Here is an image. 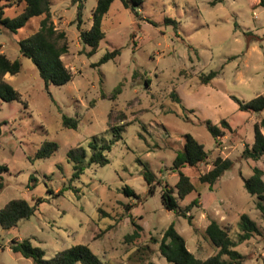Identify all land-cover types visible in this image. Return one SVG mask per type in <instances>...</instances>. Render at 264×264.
Here are the masks:
<instances>
[{"label": "rangeland", "instance_id": "obj_1", "mask_svg": "<svg viewBox=\"0 0 264 264\" xmlns=\"http://www.w3.org/2000/svg\"><path fill=\"white\" fill-rule=\"evenodd\" d=\"M95 3L84 0L81 29L90 26ZM49 6L68 45L61 59L72 78L63 85L45 87L32 61L18 51L17 40L37 28L38 17L16 33L0 25V52L11 59L19 55L20 64L19 71L5 79L21 98L0 102V165L6 167L0 172V208L12 198L34 206L33 213L15 226H0V264H33L10 250L12 238H28L45 258L82 243L108 264H167L153 239L159 240L170 224L185 239L187 249L204 259L216 251L204 232L209 220H216L236 241L243 213L261 234L235 246L244 255L241 264H264V219L242 183L253 166L261 168L264 180V154L258 160L241 157L244 145L253 141L254 123L264 119V110L241 111L230 98L246 102L264 96V6L259 0L214 4L141 0L134 6L135 14L121 0H113L101 20L104 37L90 55L79 39L73 0H51ZM19 9L7 8L5 16L12 18ZM115 48L120 50L117 56L93 66ZM210 71L216 76L202 83ZM118 84L120 93L110 98ZM172 90L179 102L170 97ZM62 115L76 116L77 129L63 127ZM222 118L231 128L224 130L217 146L204 122ZM112 126L122 127L111 130ZM260 130L264 135V126ZM187 133L204 146L209 158L183 169L194 190L178 199L174 187L178 174L170 167ZM91 137L99 143L112 141L108 162L91 163L74 177L67 151L82 145L89 153ZM44 140L54 141L57 148L47 157L35 158ZM216 156L234 163L209 186L198 177L211 168ZM143 165L161 185L173 189L179 206L198 197L187 212L191 223L162 206L161 185L148 192L140 173ZM124 186L135 197L122 193ZM58 190L62 191L56 195ZM129 216L142 228L133 241L124 238L133 230Z\"/></svg>", "mask_w": 264, "mask_h": 264}, {"label": "trees", "instance_id": "obj_2", "mask_svg": "<svg viewBox=\"0 0 264 264\" xmlns=\"http://www.w3.org/2000/svg\"><path fill=\"white\" fill-rule=\"evenodd\" d=\"M51 0H0V25L9 32L16 33L18 29L23 27L31 18L38 17V26L27 37L17 40L18 51L22 56L29 58L36 67L40 78L43 80L45 87L48 84L63 85L71 80L72 73L68 69L61 56L68 50L66 36L63 30H58L53 21L50 11ZM113 0H96L95 6L91 11V24L87 29H81L82 9L84 0H73L76 4L75 24L78 29L79 39L83 47L88 46L87 55L94 53L100 40L104 37V31L101 27V20ZM216 1L211 0L214 4ZM126 8H131L137 14L134 6H139L141 0H121ZM259 4L264 6V0H259ZM13 8L17 10V14L9 18L5 16V10ZM176 27V22L170 19L167 20ZM120 53L118 48L105 52L101 58L94 63L93 66L100 65L110 59H113ZM18 59H10L3 52H0V102L1 101H21L20 94L15 90L4 78V75L15 74L19 71ZM217 74L216 71H210L201 79L202 83H207ZM120 93V85H116L110 94V98H114ZM172 100L179 102L180 98L177 93L172 90L169 94ZM104 96V94H102ZM230 98L237 104V108L241 111L249 110L259 112L264 110V96L257 95L254 98L243 102L234 95ZM78 118L76 116L62 115V126L69 129H77ZM205 128L214 140V143L220 145L219 137L224 135V130H230L229 123L224 119H220L217 123H211L206 120ZM264 126V119L255 122L253 125V141L251 144H245L241 157L244 159L258 160L264 154V135L261 132V127ZM122 126H112L111 130H120ZM1 134V123H0ZM119 135L115 136L117 139ZM114 139V140H115ZM111 142L99 143L96 138L91 137L88 141L87 149L82 145L71 147L67 151V157L73 164V176L77 177L82 173L83 169L91 163L104 165L108 162L106 152L111 148ZM57 148L54 141L44 140L36 153L35 158H44L52 154ZM87 157V159H86ZM209 156L204 146L199 143L192 135L185 134L181 147L176 150L172 160L170 169L176 171L178 178L175 182L176 198L183 199L187 194L194 190V185L190 180L189 175L183 172L186 167L193 168L202 162H206ZM137 161H139L137 159ZM233 160L228 157L216 156L211 160V168L198 177L202 183H207L212 186L224 171L232 168ZM6 170L4 165H0V172ZM251 175L242 177V183L247 193L254 197L255 208L260 212L264 219V180L262 179V170L257 166L252 167ZM140 173L148 185V192L154 191L155 185H161V182L156 180L154 173L143 165ZM172 188L168 187L167 183L161 185V203L162 206L173 211L176 215L184 217L188 223H191V215L187 212L198 203V197L192 199L187 205L181 207L177 200L172 195ZM62 190H58L56 195H59ZM122 193L127 196L135 197L134 191L124 186ZM130 205H126L128 211ZM34 211V206H31L23 198H12L0 208V226L9 228L15 226L19 220L30 216ZM133 226L131 233L125 234L124 238L127 241H133L140 237L141 226L135 223L132 216H129ZM240 233L237 240L234 241L229 236L228 230L222 227L216 220H209L205 227V235L216 249L214 254L201 259L194 256L185 244V239L176 231L173 224L168 225L158 242V250L162 257L165 258L167 264H241L244 255L235 249L238 243L248 240L254 234L260 235L261 231L256 223L249 218L245 213L240 215L239 221ZM10 250L25 258H30L33 264H108L98 258V256L86 245L82 243L73 244L69 247L60 249L50 258L44 257V252L38 246L32 245L28 238L10 240Z\"/></svg>", "mask_w": 264, "mask_h": 264}, {"label": "crops", "instance_id": "obj_3", "mask_svg": "<svg viewBox=\"0 0 264 264\" xmlns=\"http://www.w3.org/2000/svg\"><path fill=\"white\" fill-rule=\"evenodd\" d=\"M5 55H6V54H5ZM18 56H19V55H18ZM18 56H16V58H13V59H17ZM10 59H11V58H10ZM6 75H7V73L4 75V78H5Z\"/></svg>", "mask_w": 264, "mask_h": 264}]
</instances>
